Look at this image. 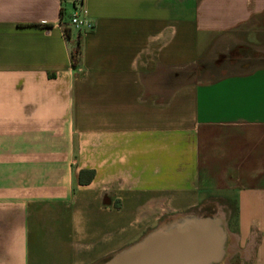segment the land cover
<instances>
[{
  "label": "crops",
  "instance_id": "0c3cea01",
  "mask_svg": "<svg viewBox=\"0 0 264 264\" xmlns=\"http://www.w3.org/2000/svg\"><path fill=\"white\" fill-rule=\"evenodd\" d=\"M72 1L0 0V264H98L208 212L264 264V65L181 83L264 0H82L80 35Z\"/></svg>",
  "mask_w": 264,
  "mask_h": 264
},
{
  "label": "water",
  "instance_id": "95a60500",
  "mask_svg": "<svg viewBox=\"0 0 264 264\" xmlns=\"http://www.w3.org/2000/svg\"><path fill=\"white\" fill-rule=\"evenodd\" d=\"M227 236L221 216L181 214L98 264H219Z\"/></svg>",
  "mask_w": 264,
  "mask_h": 264
},
{
  "label": "rangeland",
  "instance_id": "374dc122",
  "mask_svg": "<svg viewBox=\"0 0 264 264\" xmlns=\"http://www.w3.org/2000/svg\"><path fill=\"white\" fill-rule=\"evenodd\" d=\"M65 13H69L71 9L70 3L64 4ZM258 28L251 30L245 34L230 33L217 38V43L206 54V57L196 63L198 69L202 73L195 74L193 67L183 68L181 70V83L191 82L202 79H210L215 76H220L227 73L246 71L254 67L264 65V24H259ZM233 60L232 63L229 61ZM229 64V65H228ZM196 213V212H195ZM198 216H215V212H208V214H195ZM167 217V216H165ZM166 219V218H165ZM230 237L229 234L227 238ZM228 239H226L227 248ZM230 249H226L224 261L219 264H240L239 255L229 254ZM229 255H233L228 259ZM228 260V262H227Z\"/></svg>",
  "mask_w": 264,
  "mask_h": 264
},
{
  "label": "built area",
  "instance_id": "2783aa9c",
  "mask_svg": "<svg viewBox=\"0 0 264 264\" xmlns=\"http://www.w3.org/2000/svg\"><path fill=\"white\" fill-rule=\"evenodd\" d=\"M67 19L69 28L78 35L87 34L94 29V24L88 18L86 9L83 7L82 3L75 2Z\"/></svg>",
  "mask_w": 264,
  "mask_h": 264
},
{
  "label": "trees",
  "instance_id": "16d2710c",
  "mask_svg": "<svg viewBox=\"0 0 264 264\" xmlns=\"http://www.w3.org/2000/svg\"><path fill=\"white\" fill-rule=\"evenodd\" d=\"M75 2L82 3V0H73L72 1L73 6H74ZM64 15H65V13L63 11V8H61L60 11H59L60 19H62L64 17ZM63 32L65 33V35H68V31L65 28L63 29ZM79 55H80L79 47L76 46L73 49L72 54H71V66H72L73 69H76V67H77ZM193 68H194L193 72L196 71L195 72L196 75L202 73V70L198 69L197 65H196V67H193ZM218 77L219 76L217 75V76L212 77L210 79H202V80L201 79L200 80L196 79V81H209V80H214V79H216ZM91 177H92V172L91 171H83V172L79 173L78 181H79V183H87L91 179Z\"/></svg>",
  "mask_w": 264,
  "mask_h": 264
},
{
  "label": "bare ground",
  "instance_id": "6f19581e",
  "mask_svg": "<svg viewBox=\"0 0 264 264\" xmlns=\"http://www.w3.org/2000/svg\"><path fill=\"white\" fill-rule=\"evenodd\" d=\"M234 241V240H233ZM233 251V250H232Z\"/></svg>",
  "mask_w": 264,
  "mask_h": 264
}]
</instances>
